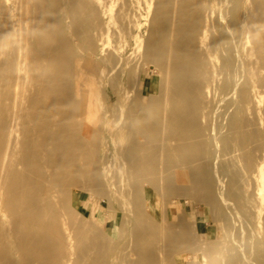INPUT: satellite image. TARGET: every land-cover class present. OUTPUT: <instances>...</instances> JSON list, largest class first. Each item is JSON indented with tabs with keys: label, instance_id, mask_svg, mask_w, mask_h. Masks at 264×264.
<instances>
[{
	"label": "bare ground",
	"instance_id": "bare-ground-1",
	"mask_svg": "<svg viewBox=\"0 0 264 264\" xmlns=\"http://www.w3.org/2000/svg\"><path fill=\"white\" fill-rule=\"evenodd\" d=\"M254 5L253 0H48L43 10L41 0H0V210L11 209L14 213L21 210L25 220L34 216L35 210L46 200L33 193L35 180L31 175L36 174L49 185L63 187L67 182L73 185L78 164H71L68 159L71 155L90 157L92 166L100 170L112 195L123 197L115 190L114 177L122 174L125 178L128 174L130 178V170H125L126 162H132L136 154L143 156L142 147L133 144L131 126L127 125L123 111L133 102L145 107L139 94L142 83L150 80L141 75L142 62L154 63L165 73L164 108L170 102L169 118L174 127L181 128L179 135H171L173 139L169 144L166 138L161 142L160 150L169 154L181 150L186 156L187 148L195 147L190 141L210 131L203 116H207L204 109L208 104L203 98L196 100L188 87L197 90L212 87L228 99L237 97L239 88L247 81L241 67L245 38L251 30L247 19H252L259 10ZM220 52L223 57L214 59ZM93 59L97 62L95 72L98 74L88 77L89 71L82 63L89 64ZM118 70L126 78V86L131 83L128 90L135 91L126 99L128 101L119 97ZM107 76L110 98L117 97L121 103L122 112L117 120L120 125L116 131L102 129L100 141L96 131L90 129L87 141L79 139L72 148L66 146L56 126L61 127L67 120L70 107H73L74 118L84 117L92 122L98 105H90L88 91L98 90L101 85L100 94L96 90L95 94H103L102 83ZM97 80L99 83L95 82ZM75 102L85 106L86 111H76V106L80 107ZM223 102L219 99L215 104L216 121L220 118L221 124L228 121L241 130L242 122L224 117ZM134 128V135L145 130L141 117L135 118ZM218 130L212 128L213 135H219ZM147 132L156 133L154 129ZM137 139L140 141L141 136L137 135ZM175 141L182 143L180 149ZM198 152L201 155L205 149ZM121 156L124 159L121 160ZM184 159L186 161V157ZM201 160L202 157L196 162ZM217 161L219 164V159ZM94 174H98L97 171ZM233 176L225 172L223 177L228 183L221 178L218 181L229 200L235 198V183L242 178ZM253 179L255 195L263 199L264 159L258 163ZM93 180L99 183L98 176L94 175ZM250 187L252 185L247 183L246 191ZM140 196L142 200L146 198L143 190ZM84 209L78 213L83 214ZM263 210L258 204L254 217L259 220ZM206 214L208 208L205 207L193 212L195 218ZM239 217L245 226L248 220ZM114 220L115 215L109 223L113 224ZM52 225L58 228L57 224ZM17 231L22 232L28 254L19 251L17 257L13 255V247L2 246L0 252L4 251L8 259L3 256L0 259L8 264L31 263L36 248L32 235L37 227L20 225ZM248 235L249 238L240 235L238 243L245 255L251 244L257 248L263 244L255 242L251 232ZM108 240L106 236V252L112 256L114 237L109 243ZM71 259L65 263L72 264ZM181 262L182 259L177 260ZM248 262L257 264L255 259Z\"/></svg>",
	"mask_w": 264,
	"mask_h": 264
},
{
	"label": "rangeland",
	"instance_id": "rangeland-1",
	"mask_svg": "<svg viewBox=\"0 0 264 264\" xmlns=\"http://www.w3.org/2000/svg\"><path fill=\"white\" fill-rule=\"evenodd\" d=\"M253 1L254 6H257L259 10L255 12L252 19H247V22L251 23V30L245 38L244 61L241 67L247 81L243 87L239 88L237 97L228 99L219 89L214 90L212 87H209L208 90L207 88L197 90L195 87H188L189 93L196 100L203 98L208 104L204 109L207 116L204 114L203 116L206 118L210 131L197 136L194 142L190 141V144H197L198 147L205 149L204 153L200 155L195 148L191 151L192 146L187 148L189 152L186 156L181 150L173 152V154L160 150L161 142L166 138L169 144L168 141L173 139L171 135H179L181 128L174 127L169 118L170 102L164 108L165 73L154 63L144 64L142 62L140 64L141 75H146L150 80L147 84L142 83V92L139 94V97L143 98L145 107L133 102L123 111L126 114L127 125L131 126L133 144L137 143L142 147L143 156L136 154L132 162H126L125 170H130V178L128 174L125 178L122 174L114 177L115 190L123 194V197L112 195L113 193L110 192L108 183L104 182L100 170H95L92 166L90 157H86L84 154L80 157L71 155L68 158L71 164L73 162L78 164V167L75 165L76 169H74L73 185L68 182L63 187L54 183L49 185V183H43L36 174L31 175V178L35 180L32 188L33 193L46 200L44 205L35 210L34 216L25 220L21 217V210L17 211L18 214L11 209L2 208L0 210V248L2 246L13 247V255L15 253L17 257L18 253L27 252L28 249L21 237L22 232L17 229L20 228V225H32L37 227V231L32 235V242L36 243L35 255L31 263L25 262L24 264H66V260L68 261L70 258H72V264H101L104 259H108L106 232H120L121 236L119 233L116 235L119 240L121 239L120 246H118L119 253L114 252L109 260L112 264H130L131 255L137 254L132 248L133 240L130 236L131 232H137L139 229L140 222L135 220V217L140 215H142L140 217H147L146 208L138 210L136 204L138 201L151 202V193H155V188L150 181L152 169L160 182L159 193L162 200L167 202L175 198L181 202L182 209L180 212L176 211L178 215L190 214L194 210L190 207H200L201 205L211 207L213 223L216 224L215 229L217 230L214 232L215 238L210 242L216 253L215 264H250L249 259H255L257 264H264V210L259 220L254 217V210L258 204L264 209V197L260 199V196L255 195L253 179L258 163L264 159L262 156L264 154V0ZM47 6L48 0H41L40 8L45 10ZM222 57L223 54L220 52L215 55L214 59ZM96 65L97 62L94 59L89 64L88 62L82 63L83 68L89 71L88 77L91 75L96 77L95 73L98 74L95 72ZM117 72L121 88L118 91L119 97L122 96L126 100L135 94V91L128 90L131 83L126 86V78L119 70ZM98 81L95 82L99 83ZM108 84L107 76L104 84L102 83V88L105 90L101 88L103 93L101 95H99L101 85L98 90L95 88L99 93L97 96L95 90L88 91L90 105H98L92 122H87L84 117L82 119L74 118L73 107L69 108L70 114L63 125L59 119H56L57 123L61 124V127L58 125L56 127L62 133L61 137L66 146L72 148L79 139L87 141L90 129L96 131L99 141L104 129L117 130L120 125L117 120L122 112V107L119 98H110ZM104 93L107 96L102 97ZM171 95L173 94L170 90L169 96L171 97ZM219 99L224 100V117L231 121L242 122L241 130L228 121L225 125L221 124L220 118L219 121H216L214 117L215 104ZM75 105L79 106L77 102ZM79 107L76 106V111H80V113L86 111L85 106ZM81 109L84 110L81 111ZM137 116L143 120L145 129L139 134L137 132V135L141 136L140 141L137 139V135H134V122ZM71 122H73L74 131L71 130ZM212 128L219 129V133H217L219 135H213ZM149 129H154L156 133H148ZM162 130H164L163 134ZM230 134H234V136H230ZM188 137V135L185 136L186 139ZM174 143L178 149L182 147L181 142L175 141ZM110 155L112 154L109 153ZM193 156L194 158L202 157V160L197 163ZM120 159H124L123 156ZM217 159H219V164ZM157 161L159 164L156 163ZM94 171H97L98 174H94ZM69 172L68 169L67 176ZM163 172H165V177H162ZM173 172L176 174V180L180 187L178 194H169L164 189V185L169 182L168 173L173 174ZM225 172L231 177L233 175L242 177L235 183L237 194H234L235 198L232 200L225 198L224 188L218 183L219 178L226 180L223 177ZM94 175L99 177L97 180L99 183L93 180ZM224 183H228L227 180ZM247 183L252 185L249 191L245 189ZM142 190L146 195L144 200L140 196ZM186 201L188 203L185 206ZM87 204L90 206L87 207ZM185 207L187 210H183ZM82 209H84L83 214H79L78 211ZM114 215L115 220L113 224H110L109 221ZM208 215L209 210L204 217L209 221ZM239 216L248 220L247 224L244 223L245 226ZM53 223L57 224L58 228L53 227ZM149 232L160 231L153 223ZM250 232L253 237L255 236V242H263V244L259 248L252 247L251 244L247 250L248 254L245 255L238 245L239 237L246 235L249 238ZM157 238L159 251L157 257L159 255V259L166 262L168 259V252L165 251L166 239L160 235ZM127 240L132 243L128 249L125 246ZM252 242L250 240V243ZM2 256L5 257V260L8 259V255L4 251L0 252V257ZM137 257V262H141L142 258H139L138 255ZM199 260H203L202 256L199 257ZM0 264L8 263L0 259Z\"/></svg>",
	"mask_w": 264,
	"mask_h": 264
},
{
	"label": "crops",
	"instance_id": "crops-1",
	"mask_svg": "<svg viewBox=\"0 0 264 264\" xmlns=\"http://www.w3.org/2000/svg\"><path fill=\"white\" fill-rule=\"evenodd\" d=\"M197 152L202 147H198L197 144L194 147ZM192 148V150L194 149ZM191 150V151H192ZM193 153V152H192ZM194 158V156H193ZM197 160L198 158H194ZM159 164V161L156 162ZM151 169V168H150ZM151 182L155 193H151V202L140 201L136 204V209L141 210L146 208L147 217L136 216L135 220H138L140 224L137 232H131L130 236L133 240L132 248L137 253L131 255L130 264H215L216 253L213 251V247L210 242L215 238L216 224L213 223V214L211 207L201 205L200 207H190L194 209L190 214L178 215L182 209L181 202L178 199L172 198L167 202L162 200L160 195V182L157 179V174L151 169ZM169 182L164 185V189L169 194H178L180 187L176 180L175 172L168 173ZM185 202V206L187 205ZM84 204V203H83ZM208 208L209 221L206 218H195L193 216L194 211H198L200 208ZM183 210H187L186 207ZM143 214V213H142ZM207 218V219H208ZM203 219V220H201ZM205 219V220H204ZM152 222V223H151ZM155 223V226L160 232H149L151 230V224ZM120 232H106V236L110 238L108 243L114 236V252L119 253L118 246H120L121 239L117 238V234ZM114 234V235H113ZM163 236L166 239L165 251L168 252V259L166 262L160 260L158 254V236ZM121 236V234L119 235ZM131 242L127 240L125 242L126 248L131 247ZM137 255L141 259V262H137ZM203 258L202 261L199 257ZM108 259H104L101 264H112L109 260L110 255H107ZM178 259H182L181 263H177ZM185 260V261H184Z\"/></svg>",
	"mask_w": 264,
	"mask_h": 264
}]
</instances>
